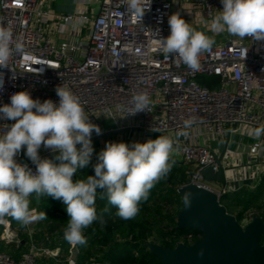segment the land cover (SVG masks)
<instances>
[{"label": "built area", "instance_id": "obj_1", "mask_svg": "<svg viewBox=\"0 0 264 264\" xmlns=\"http://www.w3.org/2000/svg\"><path fill=\"white\" fill-rule=\"evenodd\" d=\"M76 2L77 13L65 15L56 13L50 0H0V28L11 32L10 47L23 45L22 52H13L9 67H0V106L22 90L58 104L55 88L63 83L102 132L139 129L125 135L129 143L139 132L171 136L172 156L194 168L189 183L216 190L203 177L206 168L220 169L212 143L239 135L240 127L264 128V41L214 34L212 18L222 9L221 0H151L142 18L129 0H100L96 12L95 0ZM177 12L211 31L215 40L199 56L196 70L159 50L157 40L170 34L168 18ZM137 93L148 94L150 112L128 114ZM187 120L192 123L186 126ZM109 121L114 127L105 126ZM12 123L0 119V135ZM261 147L256 143L251 151ZM49 153L43 146L39 150L41 157ZM16 159L35 171L24 150ZM220 193L223 197L228 191ZM31 212L28 249L16 259L1 251L4 244H22L13 218L0 222V264H39L41 258L61 256L60 246L33 241L30 229L38 215ZM77 254V244H70L67 262L77 264Z\"/></svg>", "mask_w": 264, "mask_h": 264}, {"label": "clouds", "instance_id": "obj_2", "mask_svg": "<svg viewBox=\"0 0 264 264\" xmlns=\"http://www.w3.org/2000/svg\"><path fill=\"white\" fill-rule=\"evenodd\" d=\"M129 3L142 18L151 0ZM221 4L222 9L212 18L214 34L227 32L241 39L264 41V0H221ZM168 24L170 34L158 38L159 50L177 57L190 69H198L199 56L215 43L214 38L192 28L178 12L169 16ZM11 40V32L0 28V67H9L13 52L23 51L19 42L14 49L10 47ZM55 92L58 104L51 99H33L29 91L22 90L10 96V103L0 106V119L14 121L0 135V222L10 216L27 227L35 219L30 198L52 197L63 202L69 218L65 240L83 245L87 242L84 229L100 219L95 206L98 193L117 209V216L134 218L141 201L148 199L150 190L175 164L171 159L174 140L157 136L131 144L107 142L97 154L95 174L74 181V174L91 163L95 151L92 135H102V129L89 120L80 98L69 87L62 83ZM130 103L128 114L150 112L147 93L134 94ZM191 123L192 120L185 121L186 126ZM262 133L264 128H257L254 135L259 137ZM42 146L58 154L53 159L41 158ZM22 150L35 165V171L26 163L17 162ZM184 200L190 206L191 194H185ZM46 216L44 212L40 218Z\"/></svg>", "mask_w": 264, "mask_h": 264}, {"label": "trees", "instance_id": "obj_3", "mask_svg": "<svg viewBox=\"0 0 264 264\" xmlns=\"http://www.w3.org/2000/svg\"><path fill=\"white\" fill-rule=\"evenodd\" d=\"M171 159L175 161L171 171L150 190L148 199L141 201L139 212L132 219L125 220L117 216V209L108 204L106 198L101 199L98 193L95 206L100 219L84 229L83 234L87 242L78 245L77 264H94L95 259L98 260V264H106V262L108 264H161L159 259L145 246L146 243H153L150 238L155 233L158 235L159 245L166 248H175L179 242L191 245L201 239L202 235L198 232L177 230V215L183 208L178 189L187 185L190 178L183 171V168L188 165L180 162L174 156H171ZM93 163L92 159L87 167L79 169L74 174L73 180L94 175ZM39 202L37 226L46 225L49 228L47 235L35 231L33 241L44 245L46 242L44 244L43 242L47 240L49 242H47V246L51 248L60 246L65 249L61 250L62 254L59 258L52 260L41 258L39 264H69L63 259V255L69 254L70 243L67 241L54 243L57 238H63L68 223L69 218L65 206L61 200L52 197H42ZM260 202L264 204V179L255 189L242 186L239 191L221 197V204L230 214V209L237 210L235 217L239 223L247 219L248 212L256 209L255 207L262 210L255 217L259 216L264 220V205L258 207L261 205ZM175 206L178 208L176 209ZM44 212L47 216L41 219ZM13 226H17L19 229L20 238L27 241V235L24 233L26 227L14 219ZM56 232L58 234L52 238L51 235ZM189 236H192L191 240L187 239ZM4 245L15 259L27 251V243L21 244L19 247Z\"/></svg>", "mask_w": 264, "mask_h": 264}, {"label": "water", "instance_id": "obj_4", "mask_svg": "<svg viewBox=\"0 0 264 264\" xmlns=\"http://www.w3.org/2000/svg\"><path fill=\"white\" fill-rule=\"evenodd\" d=\"M135 128L112 129L92 137V141L112 135L137 131ZM227 144L218 157L219 171L206 168V181L227 185V171L223 159ZM104 149V147H103ZM58 153H49L41 158H52ZM97 161V159H96ZM183 208L177 215V230H190L202 235L191 245L179 242L175 248H166L156 243L145 246L161 264H264V220L255 217L248 225L242 226L236 217L221 204L220 191L188 183L178 189ZM191 194V204L186 206L184 196ZM203 253L200 255L199 253Z\"/></svg>", "mask_w": 264, "mask_h": 264}, {"label": "crops", "instance_id": "obj_5", "mask_svg": "<svg viewBox=\"0 0 264 264\" xmlns=\"http://www.w3.org/2000/svg\"><path fill=\"white\" fill-rule=\"evenodd\" d=\"M96 4V3H95ZM94 4V5H95ZM98 5V4H97ZM79 7L76 0H67L61 6L57 5V0L55 4L53 5V9L58 14H74L77 13V8ZM96 12V10L94 9ZM189 25L196 29L197 31H201L205 33L208 36H211V31L207 30L206 28L202 27H196L194 25V21L192 18L189 20L184 19ZM109 128H112V126H109ZM255 129L240 127V133L239 135L232 137L229 140L227 153L223 159V164L225 168L228 169L227 171V185L226 190L228 191V194H233L241 189L242 186H247L250 189H255L259 183L264 179V133H262L259 137H256L254 135ZM150 132H139L140 136H146L149 137ZM161 135V133H158ZM109 138V137H108ZM118 138V137H117ZM104 138L99 139L98 142L101 143V146L96 153H93L92 159L93 164H95L97 161V154L103 150V147H105L106 143L103 141ZM228 137L225 139H222L220 141L212 143V147L219 152V156L222 153V150L227 144ZM107 140V139H106ZM97 142V143H98ZM256 143H261L262 147L258 153H253L251 151L252 147ZM50 159H53L50 158ZM244 181V182H243ZM217 184V183H216ZM216 190H223L224 186L217 184L215 186ZM40 200V199H39ZM39 200L35 199V197L31 198L30 202V210H33L38 215V207H39ZM39 222V216L38 221L33 223L31 225V238L33 239V236L36 232L44 233V235L48 233V226L44 225L43 227H38L37 223ZM17 231L19 232V229L17 226L15 227ZM20 233V232H19ZM24 233L27 235V241L24 239L22 240V244L27 243V249H28V242L30 240L27 229H24ZM58 233L56 232L53 236H56ZM49 236V235H48ZM52 260V259H48Z\"/></svg>", "mask_w": 264, "mask_h": 264}, {"label": "rangeland", "instance_id": "obj_6", "mask_svg": "<svg viewBox=\"0 0 264 264\" xmlns=\"http://www.w3.org/2000/svg\"><path fill=\"white\" fill-rule=\"evenodd\" d=\"M67 0H57V5L58 6H61V4H63L64 2H66ZM100 0H95V5L93 6V8L97 11L98 10V5H97V3L99 2ZM55 2H56V0H50V4H51V7L53 8V5L55 4ZM105 126L106 127H109V126H112V127H114V124L111 122V121H109V122H106L105 123ZM126 134H128L127 132L124 134V133H122V134H116V135H112V136H110L109 138L107 137V138H104L103 139V141H105V142H120V141H123V142H125V143H129V142H127L126 141ZM157 136H168V137H170L171 138V136H169V135H167V134H162L161 133V135L160 134H158V133H149V137L147 138L146 136H140L139 134H136V136H135V141L134 142H145L146 140H148L149 138H152V139H154V138H156ZM118 137V138H117ZM107 139V140H106ZM99 141V139H97V140H94L93 141V146H94V149H95V151H94V153H96L98 150L97 149H99V147L101 146V143L100 142H98ZM98 142V143H97ZM131 144V143H130ZM177 159V158H176ZM180 162H182L181 160H179ZM184 163V162H183ZM194 170V168L193 167H191V166H186V167H184L183 168V171H184V173H185V175L188 177V178H190V175H191V173H192V171ZM207 183L211 186V187H213V188H215V186L217 185L216 183H213V182H209V181H207ZM261 203V202H260ZM264 203V202H263ZM264 204H262L261 203V205H258V207L259 206H263ZM176 207V209L178 208L177 206H175ZM256 209H253L251 212H248V214H247V219H245L243 222H241L240 224L242 225V226H246V225H248L253 219H254V217H255V215H257L258 213H261L262 212V210H260V209H258L257 207H255ZM230 212H231V214L232 215H234L235 216V214L237 213V210L236 209H230ZM15 227V226H14ZM194 237V236H193ZM57 238V237H56ZM200 238V237H199ZM187 239L188 240H191L192 239V236H189V237H187ZM57 241H59L58 243H61L62 241L63 242H65L66 240H65V238H64V236H63V238H57L56 240H54V243H57ZM150 241L151 242H153V243H156V244H159V242H158V235L155 233L151 238H150ZM46 242V244H44ZM48 241L46 240V241H44L43 242V244L45 245V246H47L48 245V243H47ZM52 243V242H51ZM78 245L79 244H77V247H78ZM47 247H49V246H47ZM61 250H65V249H62L61 248ZM1 251L2 252H7V253H9V251H8V249H5V245H2V247H1ZM63 259H65V261H67V259L69 258V254H65V255H63ZM98 258V257H97ZM93 263L94 264H98L99 262H98V260L97 259H95L94 261H93ZM106 264H108L107 262H106Z\"/></svg>", "mask_w": 264, "mask_h": 264}]
</instances>
